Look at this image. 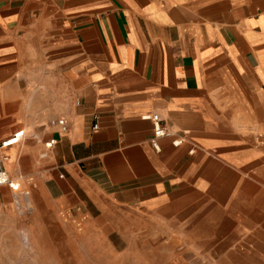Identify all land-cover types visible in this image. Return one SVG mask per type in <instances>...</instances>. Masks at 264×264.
<instances>
[{
	"label": "crops",
	"instance_id": "1",
	"mask_svg": "<svg viewBox=\"0 0 264 264\" xmlns=\"http://www.w3.org/2000/svg\"><path fill=\"white\" fill-rule=\"evenodd\" d=\"M1 154L0 264L128 213L264 264V0H0Z\"/></svg>",
	"mask_w": 264,
	"mask_h": 264
},
{
	"label": "rangeland",
	"instance_id": "2",
	"mask_svg": "<svg viewBox=\"0 0 264 264\" xmlns=\"http://www.w3.org/2000/svg\"><path fill=\"white\" fill-rule=\"evenodd\" d=\"M138 223V225H137ZM106 226V227H103ZM148 220L128 213L124 220H103L88 233L78 234L75 250L45 252V264H234L214 251H187L180 241L150 229ZM30 254L32 252H29ZM235 264H252L246 252H238ZM50 256V257H49ZM42 262L31 258L30 263Z\"/></svg>",
	"mask_w": 264,
	"mask_h": 264
},
{
	"label": "built area",
	"instance_id": "3",
	"mask_svg": "<svg viewBox=\"0 0 264 264\" xmlns=\"http://www.w3.org/2000/svg\"><path fill=\"white\" fill-rule=\"evenodd\" d=\"M144 119L151 120L154 125V135L151 138V144L155 149L160 148V139L166 135L167 127L166 124L162 122L160 116L158 114H145L143 116ZM53 126H58L61 128L63 132L68 131L69 125L65 119H57L51 122ZM95 129L98 128V123H95L93 126ZM24 135V131L21 130L14 134V137L6 142L3 143V146H7L10 144H14L18 141L20 137ZM180 141L176 140L174 143H179ZM56 143L55 139H51L45 143L47 149H51L54 144ZM46 155V154H45ZM8 159L7 155L1 154L0 155V189L3 186H9L13 190H19L20 184L16 180L11 179L7 170L4 168V162Z\"/></svg>",
	"mask_w": 264,
	"mask_h": 264
}]
</instances>
